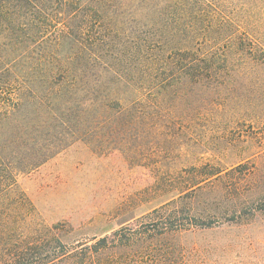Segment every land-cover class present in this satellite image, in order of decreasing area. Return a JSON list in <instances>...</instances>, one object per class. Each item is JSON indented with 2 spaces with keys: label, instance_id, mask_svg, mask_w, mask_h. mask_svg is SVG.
Instances as JSON below:
<instances>
[{
  "label": "rangeland",
  "instance_id": "374dc122",
  "mask_svg": "<svg viewBox=\"0 0 264 264\" xmlns=\"http://www.w3.org/2000/svg\"><path fill=\"white\" fill-rule=\"evenodd\" d=\"M260 2L105 6L107 27L85 57L97 61L88 75L99 80L104 106L71 128L81 136L18 178L35 211L10 237L0 225V260L31 248V228L43 230L47 252L33 258L32 249L17 264H48L51 239L71 251L130 224L142 229L155 210L183 207L176 231L156 234L154 253L139 250L127 264H149L150 255L154 264H264Z\"/></svg>",
  "mask_w": 264,
  "mask_h": 264
},
{
  "label": "trees",
  "instance_id": "16d2710c",
  "mask_svg": "<svg viewBox=\"0 0 264 264\" xmlns=\"http://www.w3.org/2000/svg\"><path fill=\"white\" fill-rule=\"evenodd\" d=\"M112 1L116 0H0V225L4 238L17 231L15 223L27 221L35 211L19 190L18 178L52 159L68 139L81 136L71 128L82 125L91 110L104 106L98 96L99 80L88 75L89 69L96 70L97 61L85 57L94 50L96 35L107 27L103 13ZM84 33L90 34L91 49L84 45ZM184 209L155 210L142 218L149 220L142 229L136 231L130 224L71 251L59 239H51L48 264H127L139 250L152 254L151 240L156 234L176 231V220ZM31 230L30 236L37 237L30 241L31 248L22 246L0 264H17L32 249L40 251L31 254L33 258L47 252L42 246L43 230ZM167 251L161 253L168 256ZM156 257L150 255L148 263L154 264Z\"/></svg>",
  "mask_w": 264,
  "mask_h": 264
}]
</instances>
